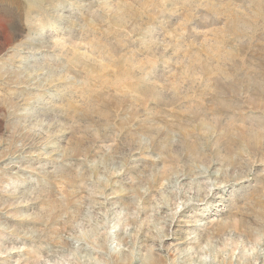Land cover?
Masks as SVG:
<instances>
[{
	"label": "clouds",
	"instance_id": "9594fccd",
	"mask_svg": "<svg viewBox=\"0 0 264 264\" xmlns=\"http://www.w3.org/2000/svg\"><path fill=\"white\" fill-rule=\"evenodd\" d=\"M0 264H264V0H0Z\"/></svg>",
	"mask_w": 264,
	"mask_h": 264
}]
</instances>
